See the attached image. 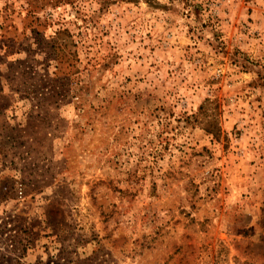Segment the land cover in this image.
Returning <instances> with one entry per match:
<instances>
[{
  "label": "rangeland",
  "instance_id": "obj_1",
  "mask_svg": "<svg viewBox=\"0 0 264 264\" xmlns=\"http://www.w3.org/2000/svg\"><path fill=\"white\" fill-rule=\"evenodd\" d=\"M0 264H264V0H0Z\"/></svg>",
  "mask_w": 264,
  "mask_h": 264
},
{
  "label": "trees",
  "instance_id": "obj_2",
  "mask_svg": "<svg viewBox=\"0 0 264 264\" xmlns=\"http://www.w3.org/2000/svg\"><path fill=\"white\" fill-rule=\"evenodd\" d=\"M202 106L200 105V108H201ZM212 127H215L216 128V126H213L212 125ZM204 128L206 129V130H208L209 132H212V130H213V128H211V126L208 124V126L207 125H205L204 126ZM214 135H216V136H218L217 135V132H212Z\"/></svg>",
  "mask_w": 264,
  "mask_h": 264
},
{
  "label": "built area",
  "instance_id": "obj_3",
  "mask_svg": "<svg viewBox=\"0 0 264 264\" xmlns=\"http://www.w3.org/2000/svg\"><path fill=\"white\" fill-rule=\"evenodd\" d=\"M16 192H17V195H18L19 197H21V195H22V193H23V190H22V186H21V184H19V185L17 186V188H16Z\"/></svg>",
  "mask_w": 264,
  "mask_h": 264
}]
</instances>
